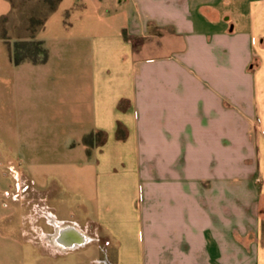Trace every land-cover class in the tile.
<instances>
[{
	"label": "crops",
	"instance_id": "obj_1",
	"mask_svg": "<svg viewBox=\"0 0 264 264\" xmlns=\"http://www.w3.org/2000/svg\"><path fill=\"white\" fill-rule=\"evenodd\" d=\"M34 37L0 41V264H264V0H60Z\"/></svg>",
	"mask_w": 264,
	"mask_h": 264
},
{
	"label": "trees",
	"instance_id": "obj_2",
	"mask_svg": "<svg viewBox=\"0 0 264 264\" xmlns=\"http://www.w3.org/2000/svg\"><path fill=\"white\" fill-rule=\"evenodd\" d=\"M60 0H38V5L42 17L37 23V27L41 26L44 22L45 17L49 12L55 9L56 5ZM1 29L4 32L1 35V39L9 44V52L11 60L14 64H20L24 61H29L34 64L44 63L48 57V50L45 47L42 40H38L34 37V32L36 28L30 31L29 36L26 38H21L10 43L9 37L6 35V20L7 16H3L1 19ZM33 20V19H32ZM104 140L103 134L101 132H96L95 134L90 133L83 136V143L92 146L94 143H102Z\"/></svg>",
	"mask_w": 264,
	"mask_h": 264
},
{
	"label": "rangeland",
	"instance_id": "obj_3",
	"mask_svg": "<svg viewBox=\"0 0 264 264\" xmlns=\"http://www.w3.org/2000/svg\"><path fill=\"white\" fill-rule=\"evenodd\" d=\"M42 17L41 10L39 6H37L34 1H25L19 2L15 5V8L11 11V13L7 16V22L4 26H6V35L9 37L10 43L15 40L24 38L29 36L30 31L33 28H37V23ZM33 19V20H32ZM1 20H0V41L1 35L4 33L1 29ZM0 65H1V52H0ZM259 117V116H258ZM264 128L263 117L256 118V125L253 128V134L255 137L258 136L259 127ZM1 128V127H0ZM1 135V129H0ZM72 264H83L80 262L73 261Z\"/></svg>",
	"mask_w": 264,
	"mask_h": 264
}]
</instances>
